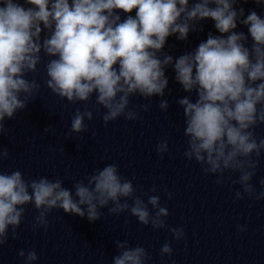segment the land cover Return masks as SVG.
Listing matches in <instances>:
<instances>
[{
    "label": "clouds",
    "instance_id": "9594fccd",
    "mask_svg": "<svg viewBox=\"0 0 264 264\" xmlns=\"http://www.w3.org/2000/svg\"><path fill=\"white\" fill-rule=\"evenodd\" d=\"M241 2L248 0H24L29 7L19 0H0V136L8 131L6 121L16 119L41 93L38 80L28 78L39 72L41 53L49 58L44 86L69 104L85 105L72 115L66 139L88 131L85 121H92L94 112L87 104L93 97L104 110L105 125L121 117L140 119L151 103L130 106L131 98L164 97L171 66L188 94L176 100L183 116V157L217 177L220 186L236 174L232 183L240 189L235 201L264 200V179L259 192L253 183L264 156V137L256 132L264 126V18L255 10L245 16V9L237 7ZM252 2L264 6V0ZM120 12L128 15L122 19ZM207 20L220 35L209 32L195 49L178 57L164 51L170 36L187 42L190 33L203 31ZM238 24L247 33L236 31ZM158 107L167 113L169 103L161 99ZM55 131L51 125L44 129L46 134ZM157 152H170L167 139L157 144ZM11 159V151L0 145V248L10 237L20 238L28 205L38 213L35 231L49 229L53 210L95 222L101 209L108 208L115 217L127 213L140 225L169 231L177 243L186 239L182 227L168 226L169 211L160 196L137 195L117 164L97 168L86 183L73 178L69 189L61 178L29 179L20 170L4 171L3 163ZM114 243L118 254L111 264H150L152 256L144 246L126 239ZM173 252L169 242L159 250L161 258ZM17 255L22 264L39 260L34 249H20Z\"/></svg>",
    "mask_w": 264,
    "mask_h": 264
}]
</instances>
